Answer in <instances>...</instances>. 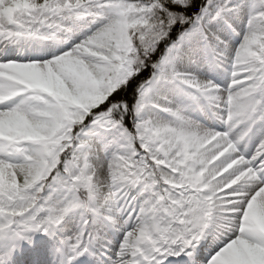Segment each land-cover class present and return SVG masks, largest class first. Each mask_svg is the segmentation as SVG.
Returning a JSON list of instances; mask_svg holds the SVG:
<instances>
[{"label": "snow or ice", "instance_id": "6c2138e0", "mask_svg": "<svg viewBox=\"0 0 264 264\" xmlns=\"http://www.w3.org/2000/svg\"><path fill=\"white\" fill-rule=\"evenodd\" d=\"M0 264H264V0H0Z\"/></svg>", "mask_w": 264, "mask_h": 264}]
</instances>
